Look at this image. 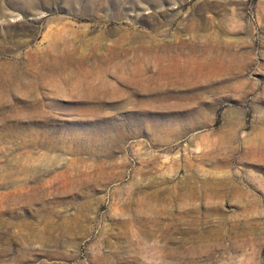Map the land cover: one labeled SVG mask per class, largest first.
<instances>
[{
	"label": "rangeland",
	"instance_id": "rangeland-1",
	"mask_svg": "<svg viewBox=\"0 0 264 264\" xmlns=\"http://www.w3.org/2000/svg\"><path fill=\"white\" fill-rule=\"evenodd\" d=\"M0 264H264V0H0Z\"/></svg>",
	"mask_w": 264,
	"mask_h": 264
},
{
	"label": "bare ground",
	"instance_id": "bare-ground-1",
	"mask_svg": "<svg viewBox=\"0 0 264 264\" xmlns=\"http://www.w3.org/2000/svg\"><path fill=\"white\" fill-rule=\"evenodd\" d=\"M124 198V197H123ZM122 198V199H123ZM126 198V197H125ZM119 201H122V200H119ZM135 201V199L132 197L130 200H129V198H127L126 200H124L123 199V201L121 202V205L123 206V207H125V206H127V204L128 203H130V202H134ZM144 204V205H143ZM129 206H131V205H129ZM138 206H143L144 208H148V210L150 211V209L151 210H154V211H156V209H157V205L156 204H152L150 201H146V202H144V203H140ZM131 209H134V207H131ZM72 228H74V224H70V226H69V229L71 230Z\"/></svg>",
	"mask_w": 264,
	"mask_h": 264
}]
</instances>
